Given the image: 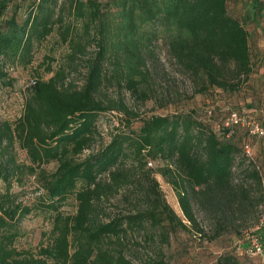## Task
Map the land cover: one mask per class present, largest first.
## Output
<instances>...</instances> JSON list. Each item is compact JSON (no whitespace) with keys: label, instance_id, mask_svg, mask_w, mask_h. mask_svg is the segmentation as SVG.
Returning a JSON list of instances; mask_svg holds the SVG:
<instances>
[{"label":"trees","instance_id":"trees-1","mask_svg":"<svg viewBox=\"0 0 264 264\" xmlns=\"http://www.w3.org/2000/svg\"><path fill=\"white\" fill-rule=\"evenodd\" d=\"M56 1L31 0L19 21L15 11L6 15L9 0H0V87L10 83L6 64L29 63L34 42L60 20L52 17ZM226 1L107 0L100 5L93 0H69L75 17L84 19V32L93 28L98 48L88 59L79 86L64 82V69L59 68L47 80L30 86L22 115L12 129L6 122L0 125V264H134L119 248L128 231L162 221L172 228L179 225L198 229L192 200L223 211L235 203L241 205V198L247 199L241 186L244 178L259 184L261 167L254 153L252 160L243 154L246 140L235 135L240 128L223 127V115L211 125V112L205 114V121L191 111L152 114L142 118L136 129L128 125L127 130L118 129L106 144L76 157L89 146L97 117L113 109L96 95L105 77L107 39L115 51L119 48L121 52L120 62L118 57L114 62L116 81H123L130 90H136L145 72L139 48L140 28L144 25L151 27L152 35L164 38L170 58L192 81L193 92L204 93L209 88L234 92L247 82L251 73L249 34L238 19L228 14ZM247 6L251 20L262 17L263 2L249 0ZM65 36L66 32L62 40ZM119 64L124 70L118 69ZM15 141L28 163L17 162L11 154ZM159 160L164 164L155 170L171 186L188 225L165 202L158 207L118 213L107 220L97 217L96 204L102 196L127 186L128 175H133L135 167ZM237 160H245L249 167L238 191L232 179ZM50 161L56 166L48 172L43 165ZM23 173L34 176L40 184L41 193L31 202L10 190L11 182H19ZM69 196L76 201L71 215L59 210ZM38 210L48 213L50 221L45 240L40 238L34 250L17 249L13 243L21 234V221ZM218 261L238 264L228 254ZM139 264L166 261L157 257Z\"/></svg>","mask_w":264,"mask_h":264},{"label":"rangeland","instance_id":"rangeland-1","mask_svg":"<svg viewBox=\"0 0 264 264\" xmlns=\"http://www.w3.org/2000/svg\"><path fill=\"white\" fill-rule=\"evenodd\" d=\"M31 0H9L6 15L15 11L17 20H22ZM85 1V0H82ZM103 4L107 0H93ZM249 0H227L226 10L229 15L238 19L248 32V48L251 62V73L247 82L237 91L224 92L217 88H209L204 93L193 92V84L188 75L178 70L167 52V46L161 35H152L150 26L140 28V55L144 60L145 72L142 82L135 85L136 90L126 88L123 81H116L114 62L116 57L120 62L121 52L117 51L111 41H106L104 59V74L97 97L113 109L100 114L95 123L89 146L76 157H83L94 152L109 141L110 135L116 130L136 129L142 118L152 114H170L173 112H192L198 119L207 120L205 111L211 112L209 123L212 125L221 115L229 110L246 111L264 119V107L254 101L256 99L254 85L259 84L264 71V10L262 17L251 20L247 13ZM264 3V0H260ZM73 2V0H72ZM102 8V7H101ZM107 9V8H106ZM56 21L51 31L40 40L34 42L30 50V62L25 65L11 66L6 64L5 70L10 77L8 85L0 87V125L6 122L12 129L17 119L21 117L24 103L30 94V86L35 81H45L59 68L64 69V82L70 81L79 86L84 78L88 59L98 48V37L93 28L84 32V19L75 17L69 0H57L52 12ZM67 28V30H66ZM66 32L65 40L62 34ZM72 53V58L68 55ZM124 67L118 65V69ZM144 69V68H143ZM261 74V75H260ZM139 79L138 76H135ZM118 79V78H117ZM30 80L33 83H30ZM263 82V81H262ZM120 105L125 108H120ZM254 109V110H253ZM262 110V113L260 112ZM128 125V127H127ZM239 140H246L251 147L257 163L261 167L260 183L255 184L250 177H245L249 170L245 160L238 161L232 168V179L235 190L243 181L247 199L241 198V205L233 204L226 210H219L209 203L200 204L192 200V209L198 229H185L179 225L170 227L166 221L163 224L145 225L143 228L128 231L119 247L134 264H139L148 258L162 257L166 264H219L218 258L224 254L234 257L238 264H264L261 258L247 257L237 249V242L243 231L250 228L261 207V194L264 193V139L246 136L244 129L235 133ZM17 162L28 163L25 152L15 141L10 150ZM129 162V161H128ZM144 166H137L133 175H128L127 186L117 193L102 196L96 204L97 217L102 220L125 213L136 208L149 206L158 207L165 202L175 216L184 224L188 222L183 217L171 186L155 170L164 161H149ZM56 166L55 161L43 165L50 172ZM242 180V181H241ZM39 182L34 176L22 174L17 183L11 182L10 190L19 192V198L31 202L38 194ZM3 184L0 182V187ZM239 193V192H238ZM242 197V193L239 194ZM76 201L69 196L59 207L65 214H73ZM50 229L48 213L35 211L23 218L20 224V236L14 241L17 249L34 250L40 238L43 241ZM264 233V229L262 230ZM165 237H162V234ZM45 234V235H41ZM165 239V241H164ZM117 248V245H111Z\"/></svg>","mask_w":264,"mask_h":264},{"label":"built area","instance_id":"built-area-1","mask_svg":"<svg viewBox=\"0 0 264 264\" xmlns=\"http://www.w3.org/2000/svg\"><path fill=\"white\" fill-rule=\"evenodd\" d=\"M30 83H33L30 80ZM207 115L210 110L205 111ZM221 125L225 128L238 127L245 130L248 137L264 138V120L257 119L253 114L245 111L238 112L229 110L221 118ZM243 154L252 160L253 152L251 145L246 142L242 147ZM148 164H150L148 162ZM262 205H264V194L262 195ZM264 207H261L257 219L253 225L243 231L241 239L237 242V249L247 257H257L264 261Z\"/></svg>","mask_w":264,"mask_h":264},{"label":"crops","instance_id":"crops-1","mask_svg":"<svg viewBox=\"0 0 264 264\" xmlns=\"http://www.w3.org/2000/svg\"><path fill=\"white\" fill-rule=\"evenodd\" d=\"M261 73H263V75L260 74V75H261V76H260V81H261V82H259V84L254 85V88H252V90H251V91L254 90V93L256 94L254 97H255L256 99H254V100H250L248 97H245L243 101L246 102V105H247L250 101H254V102L257 103V104H261V105H260L261 107H264V71L261 72ZM262 81H263V82H262ZM248 101H249V102H248ZM253 110H254V109H253ZM260 112L262 113V110H261ZM252 113H253L254 116L259 115L257 111H256V112L253 111ZM261 119H263V118H261Z\"/></svg>","mask_w":264,"mask_h":264}]
</instances>
